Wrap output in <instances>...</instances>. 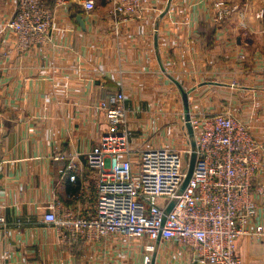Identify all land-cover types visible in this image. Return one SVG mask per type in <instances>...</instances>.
Returning <instances> with one entry per match:
<instances>
[{
    "label": "crops",
    "instance_id": "1",
    "mask_svg": "<svg viewBox=\"0 0 264 264\" xmlns=\"http://www.w3.org/2000/svg\"><path fill=\"white\" fill-rule=\"evenodd\" d=\"M108 1L94 0L85 15L83 0H42L52 11L50 40L19 51L15 33L3 27L16 0H0V264H143L141 239L60 240L41 221L51 205L60 214L78 189L49 156L83 155L97 142L106 124L95 105L105 91L125 96L132 149L170 144L183 113L226 111L264 140V0H235L237 10L221 21L213 18L214 0H150L116 31ZM253 183L264 187V163ZM86 185L74 205L82 213L93 195V183ZM257 202L249 232L264 226L263 197ZM235 253L241 264H264V240L240 235ZM151 264L207 263L157 241Z\"/></svg>",
    "mask_w": 264,
    "mask_h": 264
},
{
    "label": "built area",
    "instance_id": "2",
    "mask_svg": "<svg viewBox=\"0 0 264 264\" xmlns=\"http://www.w3.org/2000/svg\"><path fill=\"white\" fill-rule=\"evenodd\" d=\"M234 1L214 0V20L236 11ZM108 3L106 16L116 31L119 23L139 16L150 0ZM82 6L85 15L95 10L94 0H83ZM256 17L262 18L263 11ZM3 27L15 33L19 51H26L50 40L52 11L42 0H16L15 11ZM95 107L103 112L106 124L97 142L83 155L56 150L49 156L63 162L57 173L72 189L78 188L68 193L69 204L60 214L51 205L41 217L55 227L60 240L80 237L92 243L110 235L141 239L143 264H151L157 241H172L207 264H241L236 239L248 235L264 240L262 224H255L250 232L246 229L258 213L257 200L263 197L264 203V187L253 183L264 163V140L256 139L244 122L226 111L207 116L183 113L179 133L170 144L132 149L135 131L122 90L105 91ZM192 155V173L182 188ZM84 169L90 173L85 175ZM89 181L93 183L90 209L82 213L74 205ZM0 224H6L2 216ZM4 258L10 256L4 253Z\"/></svg>",
    "mask_w": 264,
    "mask_h": 264
},
{
    "label": "water",
    "instance_id": "3",
    "mask_svg": "<svg viewBox=\"0 0 264 264\" xmlns=\"http://www.w3.org/2000/svg\"><path fill=\"white\" fill-rule=\"evenodd\" d=\"M76 20H77V22L79 23V25H81V27H83V24H84V23H83L81 17H80V16H77V17H76ZM184 99H185V97H184ZM186 127H187V131H188L189 135H191V134H192V130H191V126H190V124H189V122H188V118H187ZM193 162H194V155H192V157H191L190 166H189V169H188L187 175H186V177H185V179H184V182H183V186H182V188L187 184V182H188V180H189V178H190V176H191L192 169H193ZM171 206H172V204H170V205L168 206V208L166 209L167 212L170 210Z\"/></svg>",
    "mask_w": 264,
    "mask_h": 264
},
{
    "label": "rangeland",
    "instance_id": "4",
    "mask_svg": "<svg viewBox=\"0 0 264 264\" xmlns=\"http://www.w3.org/2000/svg\"><path fill=\"white\" fill-rule=\"evenodd\" d=\"M163 135H164V134H163ZM176 144H177V145L180 144V137H178V138L176 139Z\"/></svg>",
    "mask_w": 264,
    "mask_h": 264
}]
</instances>
